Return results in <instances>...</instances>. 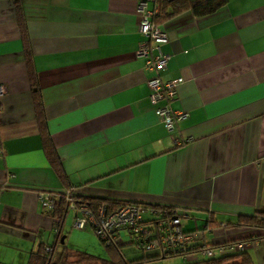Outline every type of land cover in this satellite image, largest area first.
<instances>
[{"label":"crops","instance_id":"obj_1","mask_svg":"<svg viewBox=\"0 0 264 264\" xmlns=\"http://www.w3.org/2000/svg\"><path fill=\"white\" fill-rule=\"evenodd\" d=\"M20 2L47 128L77 199L183 210L198 244L258 234L225 224L264 209V0L161 24L169 59L159 77L182 79L171 108L188 113L172 131L135 54L138 0ZM0 84V264H28L56 242L36 194L63 185L42 151L13 0H0ZM244 243L264 264V242Z\"/></svg>","mask_w":264,"mask_h":264},{"label":"built area","instance_id":"obj_2","mask_svg":"<svg viewBox=\"0 0 264 264\" xmlns=\"http://www.w3.org/2000/svg\"><path fill=\"white\" fill-rule=\"evenodd\" d=\"M159 9L157 0H138L137 12L140 20L137 30L143 39L135 54L145 59L144 67L152 73L146 80L149 103L165 129L172 131L175 124L184 120L188 113L171 108L176 88L182 83V79L162 81L159 77V72L165 69L169 59V56L160 50V44L165 40V32L161 24L154 21ZM152 51L154 54H151ZM6 92V86L0 84V96ZM3 153L0 147V155ZM3 186L0 185V189ZM36 195L45 214H51L57 200L63 198L67 210L73 212L72 227H90L105 247L114 246L120 250L122 246L130 245L148 256L176 257L182 264L241 252L246 247L242 241L198 244L201 239L200 231H187L183 228L182 219L188 217L183 210L126 202L115 207L104 203L90 209L85 204L77 203L70 187L62 189L60 193L40 190ZM45 250L50 251L51 248L46 247Z\"/></svg>","mask_w":264,"mask_h":264},{"label":"trees","instance_id":"obj_3","mask_svg":"<svg viewBox=\"0 0 264 264\" xmlns=\"http://www.w3.org/2000/svg\"><path fill=\"white\" fill-rule=\"evenodd\" d=\"M227 1L228 0H157L160 9L159 13L154 17V21L155 23L162 24L170 20L171 18L187 11L197 17L209 15L216 12L221 7L225 6ZM13 6L17 27L20 33L24 61L27 66V72L30 82L31 99L35 114V120L41 140L42 151L48 165L51 167L56 177L63 185V189H67L69 188L67 182V175L61 165V161L50 138V134L47 128V121L44 113L41 90L36 79V72L33 66V57L29 43L25 16L20 0H13ZM77 203L85 204L90 209H95L104 203L108 204L109 207H115L116 205L120 204L100 199L86 198L77 199ZM67 212L68 210L66 202L63 198H59L55 203L53 211L51 212L52 217L54 218L55 223L57 225L56 242L52 247L49 246L51 248L50 251H46L44 247H41L36 252L31 253L28 264H51L56 262L60 264H89L91 262H97L101 264H129L128 262L124 261L120 250L114 246L106 247L108 251L110 250L114 253V256H112V258H109L108 260H98L95 257H86L84 255L79 256L77 258H71L66 249L60 250L58 253H55V247L59 242L60 238L62 237L60 231ZM213 224V220L209 218L206 221L205 228H212ZM225 227L251 228L258 231V234L254 238L233 241L248 242L253 240H261L262 242H264V209L257 210L253 212L252 215H240L238 216L235 222L226 223ZM142 255V261L158 259L157 257L144 256L143 252ZM189 264H255V262L247 251H241L237 253L226 254L216 258L202 259L195 263Z\"/></svg>","mask_w":264,"mask_h":264},{"label":"rangeland","instance_id":"obj_4","mask_svg":"<svg viewBox=\"0 0 264 264\" xmlns=\"http://www.w3.org/2000/svg\"><path fill=\"white\" fill-rule=\"evenodd\" d=\"M73 212L68 211L61 228V235L64 236L63 242L60 241L55 247V253L60 250L66 249L71 258H77L79 256H92L98 260H108L114 256L112 251L101 243V241L94 234L92 229L86 226L83 229H77L72 227ZM120 253L125 262L129 264H181L178 258H158L153 260L142 261V252L136 250L130 245H125L120 248ZM144 256H148L144 254ZM253 261L256 263L255 258ZM88 264V263H87ZM89 264H100L97 262H91Z\"/></svg>","mask_w":264,"mask_h":264},{"label":"flooded vegetation","instance_id":"obj_5","mask_svg":"<svg viewBox=\"0 0 264 264\" xmlns=\"http://www.w3.org/2000/svg\"><path fill=\"white\" fill-rule=\"evenodd\" d=\"M51 264H60V263L56 262V263H51ZM69 264H78V263H69Z\"/></svg>","mask_w":264,"mask_h":264},{"label":"water","instance_id":"obj_6","mask_svg":"<svg viewBox=\"0 0 264 264\" xmlns=\"http://www.w3.org/2000/svg\"><path fill=\"white\" fill-rule=\"evenodd\" d=\"M63 238H64V237L62 236V237L60 238V240H59L61 243L63 242Z\"/></svg>","mask_w":264,"mask_h":264}]
</instances>
